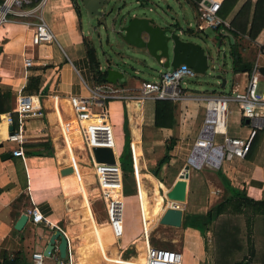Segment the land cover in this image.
<instances>
[{"label": "crops", "instance_id": "obj_1", "mask_svg": "<svg viewBox=\"0 0 264 264\" xmlns=\"http://www.w3.org/2000/svg\"><path fill=\"white\" fill-rule=\"evenodd\" d=\"M111 1L113 9L110 6L106 9L111 14L109 17L113 20L119 17L125 9L138 6L145 7L151 0H108L109 3ZM166 1L155 0L158 4L164 3V8L168 7ZM174 1L177 4L182 1L185 3L193 16L194 23L195 3L198 0ZM255 1L235 0L224 16L219 15L227 22L229 29L205 30L213 31L220 37L218 41L221 43L227 41L229 47L228 36H230L231 46L235 48L239 63L249 64L250 66L252 63H256L257 66L264 67V54L259 52V46L264 45V23L253 38L247 35ZM245 2L248 3V12L244 31L241 32L233 28L230 21ZM73 5L77 6V0H44L36 15L48 26L53 41L58 43L61 53L57 52L51 43L38 45L35 48L36 58L28 68L22 67L20 57L24 31L23 22H33L36 19L11 17L9 22L0 27V94L6 96L4 101L7 105L3 110L4 112L0 113V156L4 152L9 154V150L15 148L14 143L4 140L6 125L4 120H1V116L12 109L16 93L21 91L26 94L43 96L41 97L43 116L23 120V135L25 138L21 145L22 157L9 154L6 159L0 158V264L5 260H11L12 264H31L30 253L41 252L47 234L54 229H58L66 240L63 258L69 254L70 258L73 257L74 264H118L122 261L125 264L146 263L142 251L141 237L143 235L140 219V229L135 235L128 237L124 242L118 239L116 245H113L114 237L111 235L109 226L97 222L100 220L97 215H94L88 199V191L83 179L92 172H86L88 169H79L77 165V162H81L91 167L88 155H84L82 151L77 149L74 153L82 154L85 157L78 158L71 149H63V147L60 149L59 146L57 118L51 107V95L57 96L59 104L64 107V98L67 95H85L89 86L101 82L97 80L98 74L100 76L104 75L103 82H105V69L107 68L116 69L121 73V77L116 78L113 82L117 85L132 86L144 80L137 76L140 68L133 67L126 72L124 65L121 64L124 59L120 60L123 54L121 49L126 45L119 39L115 38V41L118 42L115 46L116 50L106 55L103 62H98L97 52L91 39L85 35L87 31H82L79 24V15L74 11ZM157 7L159 11H162L163 8L160 5ZM238 23H243V17L239 19ZM167 24L180 35L186 32L176 21L175 24ZM185 29L188 30V28ZM203 31L195 30V33H203ZM230 32H233V34ZM214 39H211V41ZM160 61L163 62L162 59ZM132 63L140 65L142 68L147 67L140 59H134ZM169 69V67L163 68V70ZM248 70L243 69L241 71L232 67L230 91L228 93H202L187 89L183 90L190 95H220L229 94L234 90L240 91L245 85ZM159 71L162 70L157 72ZM219 71L221 75L222 68ZM260 85L258 92L264 96V86ZM146 100H151V102L147 104L148 112L144 117L142 105ZM154 100L147 98L140 103L125 98L105 100L107 120L113 139V151L118 164L120 160L117 157V151L122 148L123 118L126 119L129 137L125 148L128 151L126 160L129 168H127L126 163L124 165L129 171L131 169L129 145L132 144V141H137H135V148L138 151L136 153V165L138 170L141 171L143 183V185H139L138 193L146 230L149 227V223H147L148 216L151 217L152 215L150 216L149 211L146 210V204L142 200L140 190H145L150 206H152L154 196L150 192L152 184L143 177V174L150 175L158 182H160L158 180L160 175H167V180L164 179L160 182L167 192L172 183L177 180L183 165L187 163L189 151L203 117L202 101L197 99H168L171 101L170 125L168 128L155 127L152 124ZM230 104L231 110H228L227 113L231 114V125L228 126L225 117V135L244 138L248 135L246 121L240 116L236 103L229 101L227 108ZM58 116L61 117L59 112ZM15 126L16 121L13 117L11 128L14 129ZM215 137H217V141L220 139V136ZM163 156L164 160H162ZM68 165L74 167L79 178V181H76L73 174L67 178L69 182L66 187L73 193L77 191L78 194H75L76 196L73 198L72 196H65L60 188L61 174L59 172L69 167ZM120 169L122 170V168ZM123 171H126V169H123ZM218 175L224 178L230 187L239 190L247 197L264 201V132L258 130L254 133L250 140L249 150L243 158L223 160L216 169L207 167L189 168L188 176L185 179L184 201L181 203L183 216L204 213L209 207V205L206 207L203 204L206 203L205 197L210 199L211 196L215 197L221 191L224 194L222 185L220 184L219 187L214 182L213 176L220 183ZM126 179L128 190L131 196L135 198L139 218L133 181L129 177ZM157 193L162 194L164 191L158 188ZM121 196L123 202L125 197L123 188H121ZM93 197L97 199L94 193ZM176 203H173V205H176ZM32 204L53 226L51 230L46 229L41 223L33 225L27 221L19 230L13 228V224L23 210ZM152 212H154L153 216H155L156 221L158 214L154 207ZM244 213L247 217H251V211L247 210ZM159 226L174 230L171 229V226L160 224ZM174 231L179 236V245H176L175 248L181 253V264H260L256 260L248 259V243H245L243 253L215 258L214 252L209 249L208 257L205 258L200 237L206 233V229L201 234L197 230L180 225L179 229ZM255 233L257 231L254 232L253 226L252 245L254 250L256 249ZM57 241H55L48 257L44 258L43 264H54L55 260L60 258L55 248ZM128 250L135 254H129L130 257L124 256Z\"/></svg>", "mask_w": 264, "mask_h": 264}, {"label": "built area", "instance_id": "obj_2", "mask_svg": "<svg viewBox=\"0 0 264 264\" xmlns=\"http://www.w3.org/2000/svg\"><path fill=\"white\" fill-rule=\"evenodd\" d=\"M221 0H198L195 3V21L193 27L196 31L205 29H229L227 22L218 14ZM44 0H0V27L15 18H35L36 20L23 22L20 57L23 68L31 66L35 60V48L41 44L53 41L48 26L36 15ZM259 52L264 54V45L259 46ZM195 73L184 64H178L169 70L157 72L153 80H141L135 85H117L108 82H97L87 88L85 95H67L64 98V107L58 102V97L51 95V107L56 113L57 127L63 149L80 150L88 155L92 169L94 194L102 201L105 221L110 227L116 245L121 236V169L113 151V139L110 125L107 120L105 100L110 98L132 99L136 103L150 99H197L203 104L202 123L198 128L187 162L194 169L207 167L216 169L223 160L240 159L249 150L250 140L258 130L264 132V96L257 91L258 83L264 86V79L257 71V64L250 66L244 87L240 91L220 95H190L179 86L183 79L190 78ZM39 94H26L18 91L14 98V105L9 112L4 113L3 120L6 125L4 140L15 144L9 150L11 156L22 157L21 145L24 141L23 120L25 118H39L43 116ZM229 101L236 103L239 114L245 119L248 135L244 138L225 135V117L228 112ZM58 112L61 117L58 116ZM13 116L16 121L15 128L9 133L7 127H12ZM87 121V122H86ZM215 136H220L218 141ZM91 147H108L113 155V163L96 162L90 152ZM131 144L129 154L131 162V177L138 203V170ZM192 161H195L194 163ZM71 171L61 174L60 188L65 196H74L77 193L67 188L68 176L73 174L79 181L78 174L72 165ZM84 181V179H83ZM164 193L161 194L163 196ZM139 207V203H138ZM26 221L31 224L41 223L46 229L53 227L32 204L22 212ZM141 229L143 232V226ZM58 230V229H57ZM145 264H181L182 256L175 248L153 246L142 236ZM116 241V242H115ZM108 252V251H106ZM45 256L41 252L30 253L31 264H43ZM54 264H74L68 254L65 258H57ZM250 264V263H248Z\"/></svg>", "mask_w": 264, "mask_h": 264}, {"label": "water", "instance_id": "obj_3", "mask_svg": "<svg viewBox=\"0 0 264 264\" xmlns=\"http://www.w3.org/2000/svg\"><path fill=\"white\" fill-rule=\"evenodd\" d=\"M108 3V0H78L77 11L79 15L78 8L80 7L86 22L94 26V28H101L107 22L111 25L109 30L114 35V38L119 39L126 45V47L123 46L121 49L123 54L120 60L124 58L121 64L132 63L134 59H140L147 67L174 68L178 64H184L192 69L195 74L206 73L210 80L219 81V86H223L224 79L221 78L219 73L221 64L217 61V58L219 54L224 57V54L218 45L211 52L201 47L199 43L189 39H182L175 29L170 27L169 24L162 22L160 17L152 14L150 9L145 7L138 6L126 9L119 17L112 20L109 17V11L106 9L109 6ZM115 27L116 29H114ZM218 42L220 43V41ZM228 43L230 45L231 67L241 71L243 69L248 70L249 64L238 62L235 48L231 46L232 40L230 36H228ZM161 59L163 62L160 61ZM257 71L264 79V67L257 66ZM105 74V82L109 83H113L116 78L121 77V73L112 68L105 69ZM8 131L11 133V127H8ZM90 152L96 162L113 163V155L108 147H91ZM8 157L9 154L7 152L2 153L0 156L1 159ZM189 168L188 162L183 165L177 180L172 183L163 196L176 201L184 199V179L188 176ZM70 171L71 169L66 167L59 173L66 174ZM25 221L26 216L21 213L13 224V228L19 230ZM157 223L171 227L181 225L178 207L176 205L165 207L160 213ZM56 240H58L55 245L58 256L60 258L64 257L66 240L57 229L47 234L41 251L43 256L48 257ZM2 264H12V261L5 260Z\"/></svg>", "mask_w": 264, "mask_h": 264}, {"label": "rangeland", "instance_id": "obj_4", "mask_svg": "<svg viewBox=\"0 0 264 264\" xmlns=\"http://www.w3.org/2000/svg\"><path fill=\"white\" fill-rule=\"evenodd\" d=\"M77 2H78V0H77ZM166 3L168 4V7L164 8V6H165L164 3H163L164 5L162 3L158 4L155 2V0H151L150 2H148V4L145 5V8H150V12L152 14H156L157 16L159 15L161 21L166 23V24L167 23L175 24V21H176V23L182 29H184L186 31L185 33L180 35L182 38L189 39V40H192L196 43H199V45L201 47H204L206 50L208 49L211 52H213L214 48L218 45L222 49V52L224 54V57H222L219 54V56L217 58V61L220 62L221 68L223 70V72L221 73V78L225 80V84L223 85V87L219 86V81L210 80L206 73L194 74L190 78L183 79L182 82L179 83V86L182 89H187V90L195 91V92L198 91V92H202V93H220V92L228 93L230 91L229 84L231 82L230 79H231V75H232V67H231V60H230V58H231L230 57V51H229V46L227 44V41H224L223 43H221V42L219 43L218 40L220 39V37L211 30H204L203 33H198V32L195 33V30L193 27V16L183 1L180 4H177L174 0H167ZM158 5H160L161 8H163L162 11L158 10V7H157ZM109 6L110 7L113 6L112 1L109 3ZM126 8H128V7H126ZM78 9H79L80 27H81L82 31L83 30L87 31V33L85 35H87L89 37V39H91L92 44H93V46L97 52L96 58H97L98 62L101 63L104 61L103 58L106 55H109L111 53V51L116 50L115 46L118 43L117 41H115L114 35L109 30L111 25L107 22L101 28H94V26H92L91 24H88L86 22V20L83 16V12L80 9V7ZM110 15L111 14H109V16ZM185 28H188V30H186ZM211 39H214V40L211 41ZM59 44L62 45L61 42H59ZM51 45L57 52L61 53V51L58 48V43H56V41H52ZM133 67L140 68V72L138 73L137 76L141 79H144V80L155 79L157 77V71L163 70V68H160L158 66H149L146 68H142L140 65H137V64H134L131 62H126L124 65L126 72H128ZM260 86H261L260 83H258L257 91L260 90ZM150 102H151V100H146V101H144V104L142 105L144 117H146V114L148 112V107H147L148 105L147 104H149ZM230 107H231V104L228 106V110H231ZM230 117H231V114L226 113V123L228 124V126L231 125ZM215 140L217 141V137H215ZM59 146H60V149H62V143H61L60 139H59ZM123 149H125L124 140L122 143L121 150L117 151V157L120 161H122L123 163H126L127 168H129L128 162H127L125 156L123 155ZM63 153H64V151H63ZM73 154H75V156L78 158H82V157L85 158L84 155H82V154H80V155H78L76 153H73ZM88 163H89V161H88ZM127 168H126V171H123V169L121 170V188H123L124 194H125V197L123 198V207H122V215H121V236L119 238V240L122 242L126 241V239L128 237L135 235L140 229L136 201H135L134 196H131L130 191L128 190V183H127L126 178L129 177V179L132 181V177H131V173H130L129 169H127ZM84 178H85L84 181L86 184L85 187L88 191V193H87L88 199H89L90 204H91V209L94 212V215L95 216L97 215V217L100 220L97 222L106 224L102 201L93 197L94 190H92V188H94L95 184L93 183L92 174H90ZM167 178H168L167 175H160V177H158V180H160V182H161L164 179L167 180ZM213 178H214L215 184H217L220 187L221 183H219L218 179L215 176H213ZM137 180H138V189H139V185L141 184L142 180H141V176H138V174H137ZM165 182H167V181H165ZM126 192H128V193H126ZM76 193H77V191H76ZM140 194H141L142 200L146 204L145 205L146 210L149 211L150 216L152 215L151 217L148 216V219H147V223H149L148 226L150 227L154 223L153 226L149 228L148 232L145 229V233H148L149 243L153 246H160V247H164V248H175L176 245L178 246L179 243H173L170 241V239H177L178 234L174 230L161 228L159 226V224H157V221H155V216H153L154 212H152L153 207L150 206V204H148L149 201H147V194H146L145 190L141 189ZM76 195H78V194H76ZM76 195H74V196L72 195V198L75 197ZM160 195H161V193H160ZM211 197L212 198H210V199H207V197H205L206 203L205 202L203 203L204 206H206V207L208 205L210 206L211 204L221 200L223 197V192L222 191L218 192L215 197H213V196H211ZM138 202H139V206H140V198L138 199ZM182 202H177V203H179V205L182 206V204H181ZM140 211H141V209H140ZM246 211H247V209H245L240 214H238V216L241 218V220H243V218L245 219L247 217L244 213ZM249 218L251 219L252 217H249ZM256 225L258 226L259 223L254 221V232L258 228V227H256ZM187 228H189V227H187ZM205 229H206V233L200 237V242H201V246L203 248V251L205 252V258H206V257H208L209 249L210 250L212 249V251H213V245H212L213 242H212L211 233L209 231L210 225L208 224ZM257 236H258V238L255 241V246H256L257 251H259L260 250L259 249L260 248V236L259 235H257ZM136 250H135V252H136ZM129 254L133 255L135 253L134 252L131 253V251L129 252V250H128L124 256H129ZM72 260H73V257H72Z\"/></svg>", "mask_w": 264, "mask_h": 264}, {"label": "trees", "instance_id": "obj_5", "mask_svg": "<svg viewBox=\"0 0 264 264\" xmlns=\"http://www.w3.org/2000/svg\"><path fill=\"white\" fill-rule=\"evenodd\" d=\"M234 2L235 0H222L219 8V15L224 16L232 7ZM263 5L264 0H256L254 3L249 27L247 29V35L250 38H253V36H255L257 31L261 28L262 24L264 23ZM73 9L78 15L76 5H73ZM247 12L248 3L245 2L240 7L239 11H237L235 16L231 19L230 25L241 32L244 31L247 19ZM241 17H243V23L239 24L238 21ZM230 33L233 34V32ZM103 78L104 75L100 76L98 74V81L103 82ZM5 97L6 96L0 94V113L4 112L3 110H5L7 106L4 101ZM170 119L171 101L168 99H155L153 105V126L168 128L170 125ZM122 133L124 144L126 147L129 135L125 118H123ZM135 141H132L131 144L132 149L134 151V156L136 155V153H138L135 148ZM123 155L125 156V158L126 156L128 157V151L126 150V148L123 149ZM162 158V160H164V156ZM119 164L120 168L126 169L122 161H120ZM77 165L79 169H88L89 171H92L91 167L84 163L77 162ZM143 175V177L148 179L149 183L152 184V186L150 187V192L154 196L152 206L158 214V217L156 219L157 221L162 210L165 207L173 205V203L175 202L170 201L169 199H167V197L161 196L157 193L158 188H161L164 193H166L163 185L160 182L156 181L153 177L146 173H144ZM218 177L224 190L223 197L221 200L211 204L204 213L183 216V206H180L178 203H176L180 211L181 225L183 227L187 226L189 228L197 230L202 234L206 226L209 224V231L212 236V245L215 258L220 256L226 257L227 255L231 256V254L235 253H243L245 243H248V259L256 260L260 264H264V201H257L247 197L244 193L240 192L239 190L230 187L224 178L219 175ZM141 184L143 185L142 182ZM245 209L251 211L250 215L252 218L250 219L249 217H246L245 219L243 218V220H241L238 214H240ZM254 221L259 223L258 226L256 225V227L258 228L256 230L257 233H255V240L256 238H258L257 235L260 236L259 251H257L256 249L254 250L252 245V228L254 226ZM153 224L150 227H152ZM150 227H148L147 229L149 230ZM179 227L180 225L172 226L171 229L177 230L179 229ZM170 241L173 243H179V236L177 239H170Z\"/></svg>", "mask_w": 264, "mask_h": 264}, {"label": "bare ground", "instance_id": "obj_6", "mask_svg": "<svg viewBox=\"0 0 264 264\" xmlns=\"http://www.w3.org/2000/svg\"><path fill=\"white\" fill-rule=\"evenodd\" d=\"M1 120L3 121V116H1ZM87 122V121H86ZM1 131V130H0ZM193 163L195 162V161H192ZM86 172H92V171H89V170H86ZM184 182H185V179H184ZM169 190V189H168ZM184 191H185V189H184ZM139 197V196H138ZM168 199V198H167ZM170 201H173V202H182V201H184V199L183 200H179V201H176V200H172V199H169ZM139 203V202H138ZM139 208V219H140V221H141V223H142V226H143V232H142V235L147 239V236L145 235V225H144V222H143V218H142V214H141V211H140V206L138 207ZM107 224V223H106ZM108 225V224H107ZM109 226V225H108ZM110 228V227H109ZM71 260H72V258H71ZM73 261V260H72ZM118 264H125L124 263V261H122V262H120V263H118ZM131 264H135V263H131Z\"/></svg>", "mask_w": 264, "mask_h": 264}]
</instances>
